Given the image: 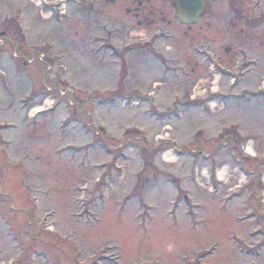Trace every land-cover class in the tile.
<instances>
[{
  "label": "rangeland",
  "instance_id": "1",
  "mask_svg": "<svg viewBox=\"0 0 264 264\" xmlns=\"http://www.w3.org/2000/svg\"><path fill=\"white\" fill-rule=\"evenodd\" d=\"M59 1L0 0V264H264V0Z\"/></svg>",
  "mask_w": 264,
  "mask_h": 264
},
{
  "label": "water",
  "instance_id": "2",
  "mask_svg": "<svg viewBox=\"0 0 264 264\" xmlns=\"http://www.w3.org/2000/svg\"><path fill=\"white\" fill-rule=\"evenodd\" d=\"M217 2L220 0H211ZM205 8L204 0H178L177 19L186 25H194Z\"/></svg>",
  "mask_w": 264,
  "mask_h": 264
},
{
  "label": "flooded vegetation",
  "instance_id": "3",
  "mask_svg": "<svg viewBox=\"0 0 264 264\" xmlns=\"http://www.w3.org/2000/svg\"><path fill=\"white\" fill-rule=\"evenodd\" d=\"M205 2H206V5H205V11L203 13V16H205L206 11H208V9L210 8V6H208V3L210 1L209 0H205ZM183 28H185V29L183 31H181L182 37L183 38H189L192 35V30L194 29V26H184L183 25ZM100 253H102V252H100ZM98 256H99V254H98ZM100 256H101V254H100Z\"/></svg>",
  "mask_w": 264,
  "mask_h": 264
},
{
  "label": "trees",
  "instance_id": "4",
  "mask_svg": "<svg viewBox=\"0 0 264 264\" xmlns=\"http://www.w3.org/2000/svg\"><path fill=\"white\" fill-rule=\"evenodd\" d=\"M11 31H13L14 33V36H15V38L17 39V40H21L22 39V34H21V32H20V30H19V28L18 27H15V26H13L12 28H11Z\"/></svg>",
  "mask_w": 264,
  "mask_h": 264
},
{
  "label": "bare ground",
  "instance_id": "5",
  "mask_svg": "<svg viewBox=\"0 0 264 264\" xmlns=\"http://www.w3.org/2000/svg\"><path fill=\"white\" fill-rule=\"evenodd\" d=\"M217 82H218V80H217ZM52 105V104H51ZM44 110V108H38V109H36V110H34L33 112H32V114L30 115V117H32V116H34L35 114H37V113H40V112H42ZM165 159H167V156L165 155ZM124 175V174H123Z\"/></svg>",
  "mask_w": 264,
  "mask_h": 264
}]
</instances>
